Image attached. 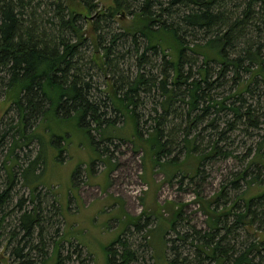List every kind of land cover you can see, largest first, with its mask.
I'll use <instances>...</instances> for the list:
<instances>
[{"label": "trees", "instance_id": "obj_1", "mask_svg": "<svg viewBox=\"0 0 264 264\" xmlns=\"http://www.w3.org/2000/svg\"><path fill=\"white\" fill-rule=\"evenodd\" d=\"M112 1L115 7H108L107 10L99 13L96 11L91 20L90 16H93L91 11L95 6L88 0H0V95L4 103L15 108L17 116L14 124H11L14 130L10 136L12 146L8 149L2 163L7 181L6 185L0 189V212L2 213L0 223L6 216L3 211L10 202L13 194L12 186L15 179L17 180L13 171L14 166L18 165L19 169L21 167L17 173L18 177H21V184L29 188L33 195L28 199L31 202V208H24V203L20 199L16 204L21 213L17 225L23 232L20 237L25 240L21 245L16 243L10 249L11 256L15 257L13 260L16 263L14 264H32L31 252L33 251L41 253V264H49L48 258L55 253L54 264H62L63 259L68 260L69 256L62 258L60 248L57 246L58 241L53 242L54 245L51 246L50 252L44 249V229L38 212L40 200L34 202L38 196L33 194L38 186L35 176L39 174H34V172L41 164L39 161L42 147L38 126L45 119L51 118L55 122L77 119V125L92 137L93 141L94 137L91 135L93 131L97 132L101 141L117 138L127 140L118 135L110 134L109 136H113L108 138H103L102 135L109 127L120 129L126 121H131L135 130L134 136H131L128 141L136 138L135 147L141 149L142 152L147 150L146 155L143 153L144 163L142 165L146 166L145 161L149 153L151 170L165 175L168 182L178 173L182 175V178H186L188 174L194 175L190 177V180H193L194 177L200 175V166L203 162L213 157L222 156L224 159L230 155L227 151H220L217 142L222 141L226 133L233 132L241 120L245 121L246 125L257 128V118L253 115L254 110L252 106H248L243 95L246 93L253 95L249 88L251 84L264 83V56L262 55L264 45L247 39L248 34H255L256 39L264 37V0H243L239 6H235L234 12H229L227 9L230 0ZM42 4L45 7H42ZM132 7L133 11L128 12L132 21L129 27L125 28V35L128 33L131 35L137 68L147 63L145 56L148 51L155 55L161 54L163 62L160 78L152 74L145 76L146 74L136 71L134 77L126 78V82L121 85H116L117 80H115L110 86H106V99L98 105L93 97L96 88L89 76V70L93 67L98 70V68L104 69L110 66V57L113 55V47L118 36H112L111 42L106 47L100 46L102 39L99 34L93 38L95 40L91 39L94 53L84 64L85 58L80 49L88 41L85 27L92 28L93 33L96 34L104 28L100 25L101 21L109 23L115 16L120 17L124 10L127 11ZM41 10L43 12L41 15L44 17L37 15ZM169 19H171L170 22L167 21ZM80 21H82L81 24L78 23ZM106 28H109L108 25ZM248 28L250 29L246 33ZM137 37L141 41L138 44ZM140 43L143 45L141 54L138 50ZM125 45L122 43L119 47L125 48ZM186 52L199 55L203 60L204 66L196 69V75H193L188 68L186 72L183 71L186 64H191L186 58ZM231 54L238 57L230 58ZM119 57L122 60L124 53ZM212 62L220 66L214 80L210 79L206 67ZM88 64L91 65L90 68L85 69ZM244 64L247 65L244 67ZM240 68L244 71L243 73L246 72L249 75V81H245L243 88L237 89L234 95H228L222 99L210 94V90L214 89L215 85L218 86L217 80L221 76H226L228 72L233 73L232 82L235 80L238 82ZM152 90H155L158 95L156 97L158 101L151 109L154 115H149L143 120V115L137 112V109L144 106L145 99H140L139 94L148 98ZM234 97L236 100L226 105L225 102ZM176 102L186 109L187 126L183 130H178L183 133V137L180 141L182 148L177 154L183 151V156L186 157L183 161L172 156L175 153V150L171 148L173 143L164 140L170 133H173V128L169 126L174 125V120L181 119L177 109L172 110L171 107ZM205 102L207 104L201 106ZM101 108L105 111H100ZM109 111L114 116L113 118L107 116ZM211 111H214L215 116L226 112L233 120L226 121L224 131L220 132V138L217 137L213 143L211 142L209 152L200 153L197 156L195 154L198 151L195 144L197 137H190V131ZM215 116L210 119V123L206 125L207 128H216L217 118ZM119 119L123 125L117 127L115 123ZM145 124H149L147 130H145ZM19 139L23 140L20 144ZM51 139L57 146L56 151L60 152L57 155L60 159L61 153L65 151L62 149L66 146L65 134L53 135ZM61 141L65 143V146L60 145ZM34 142L38 145L34 151L35 155L26 159L25 165L17 164L18 158L11 151L14 146L30 145ZM263 147L264 135L257 143L254 152L251 153L253 156L248 155L251 151L248 149L246 156L247 159L249 156L250 158L245 168L231 181L233 190L238 189L239 181L247 186L243 195H239L234 200L231 209L226 208L218 212L217 208L208 201L206 210L204 209L203 212L207 217L206 225L209 230L202 233L191 227V234L188 232L182 235L177 234L178 236L173 239V241L180 240L185 244L189 240V246L194 248L191 261L187 257L178 255L176 246L169 243V238L164 239L166 251L173 255L171 259H167L169 264H204V262L208 264H254L250 257L253 251L257 256L264 252V245L253 241L248 246H242L238 251L239 254H236L235 247L240 244L239 235H236L235 231L231 233L236 226H242L244 223L264 224V218L258 213L264 208V187L258 194L247 195L252 185H260L262 181L264 183V174L261 180L258 176H250L249 180L246 179L251 165L262 166L264 170ZM193 158H197L196 171L192 172L188 169L178 172L176 170L178 167L182 170L181 164L188 161L193 162ZM95 162H99V159ZM26 170L34 177L33 180L27 179L24 175ZM75 176H78L77 172ZM223 189L218 192V198L224 197ZM238 200L242 206L236 205L235 202ZM181 212L182 209L178 208L174 213L173 220L168 222L171 228L165 235H169L171 231L175 232L174 226ZM145 215L146 217L152 216V214ZM230 215L234 217V221L228 225L227 218ZM134 220L131 218V224L139 230L140 217ZM221 231L225 233L218 237ZM230 233L231 241H234L235 245L227 241L226 237ZM15 234L9 233L7 238L13 240ZM35 234L40 244L32 245L31 241ZM150 239H147V242L150 249L154 250ZM118 246L120 250L117 251ZM127 247L122 237L111 243L106 249L108 264H137L138 258L134 257V252ZM151 259L153 260L152 254Z\"/></svg>", "mask_w": 264, "mask_h": 264}, {"label": "rangeland", "instance_id": "obj_2", "mask_svg": "<svg viewBox=\"0 0 264 264\" xmlns=\"http://www.w3.org/2000/svg\"><path fill=\"white\" fill-rule=\"evenodd\" d=\"M242 1L230 0L227 6L229 12H234L235 6H239ZM88 2L95 6L91 11V15H93L92 17L90 16L91 20H93L96 11L99 13L107 10L108 7H115L112 0H88ZM42 7H45V5L42 4ZM133 9V7L127 11L123 9L121 16H115L109 23L101 21L100 25L104 28L96 34L93 33L92 28L85 27V35L88 41L80 49L85 58L84 64L94 53L91 39L99 34L102 39L100 46L106 47L111 42L110 38L112 36H118L113 47V55L110 57V66L104 69L98 68V70L92 66L93 68L89 70V76L92 79L94 88H96L93 92V97L98 105L102 104L106 99V86H110L115 80H117L115 81L116 85H121L126 82V78L134 77L136 71L146 74L145 76L152 74L154 77L160 78L163 62L161 54L155 55L148 51L145 56L147 63L137 68L131 35H128L129 33L125 35V28H128L132 21L128 12L133 11ZM41 13H43L42 10L37 15L44 17ZM170 20L167 21L170 22ZM78 23L81 24L82 21ZM107 25L109 28H106ZM249 29H246L245 32L247 33ZM247 39L264 45V37L256 39L255 34H248ZM137 40V44L141 42L139 38ZM122 43L126 44L125 48L119 47L122 46ZM142 47L143 45L140 43L138 45L139 54L143 51ZM123 53L124 57L121 60L119 56ZM262 55L264 56V52ZM229 57L235 58L238 56L231 54ZM186 58L191 64H186L183 71L186 72L188 68L193 75H196V69L204 66L203 60L199 55H193L191 52H186ZM246 65L244 64V67ZM90 66L89 64L86 65L85 69L90 68ZM206 67L209 71L210 79H216L219 72V64L212 62L208 63ZM239 70V85L237 80L232 82L233 73L228 72L226 76H221L217 80L218 86L215 85L214 89L210 90V94L222 99V97L234 95L233 93L237 89L243 88L245 81H249V75L246 72L243 73L244 71L241 68ZM249 88L253 95L250 96L246 93L243 97L246 98L248 106H252L254 110L253 115L257 118V128L246 125L243 120L238 122L233 132L226 133L224 139L217 142L220 151H227L230 155L224 159L220 156L203 162L202 166H200V175L194 177L193 180H190V177L194 175L188 174L186 178H182V175L178 173L168 182L165 175L163 176L151 170L149 153L145 161L146 166H143V153L146 155L147 150L142 152L141 149L135 147L136 138L128 141L131 136H134L135 130L131 121H126L125 125L120 129L109 127L102 135L103 138L118 135L125 137L127 140L124 141L117 138L101 141L97 132L93 131L91 133L94 137L93 141L92 137L77 125V119L64 122H55L51 118L45 119L38 126L41 134L40 139H42L41 160L39 161L41 164L36 167L34 172V174H39L35 176L38 186L33 193L38 195L37 197L35 196L36 198L34 197V202L40 200L38 212L44 229V249L50 252L51 246L54 245L53 242L58 241L59 244L57 246L60 248L62 258L69 255L68 260L63 259L62 264H108L106 258L107 247L122 237L128 245L127 248L134 252V257L138 258L137 264H169L167 259H171L173 255L166 251L164 244V239L169 238V243L176 246L178 255L187 257L191 261L194 248L189 246V240L185 244L180 240L173 241V239L178 236L177 234L182 235L186 232L191 234V227L202 233L208 231L209 229H207L206 225L207 217H205L203 212L204 209L206 210L208 201L217 208L218 212H222L226 208L231 209L234 200L239 195H243L247 188L245 183L239 181L238 189L233 190L230 183L245 168L248 159L253 156L251 153L254 152L257 143L264 135V83L251 84ZM148 96L146 99L142 94H139L140 99H145L144 106L137 109V112L143 115V120L147 119L149 115H154L151 109L154 108L155 102L158 101V98H156L158 95L155 90H152ZM3 100L0 95V189L6 185L7 181L2 163L7 151H9L8 149L12 146L10 136H12L14 130L11 128V124H14L17 117L15 108L8 106ZM234 100H236L235 97L225 103L227 105L234 102ZM206 104L207 102L200 105L204 106ZM171 107L173 108H171L172 110L177 109L176 111L181 119L174 120V125L169 126L173 128V133H170L164 140L173 143L171 148L175 150V153L172 156H175L179 161H183L186 160V157L183 156V151L181 150L177 154L182 148L180 141L183 137V133L178 130H183L187 126L185 121L186 109L178 102ZM100 111L105 110L101 108ZM213 112L211 111L203 121L193 126V130L190 131V137H197L195 141L198 148L195 153L197 156L200 153L209 152L208 149L211 146V142L213 143L217 137L220 138V132L224 131L226 121L233 120L226 112L216 116ZM107 116L114 117L110 111ZM214 116L217 118L216 125L214 124L216 128H207L206 125L210 123V119ZM115 124H117V127L123 125L120 119L116 120ZM148 126L149 124L144 125L145 130L148 129ZM57 134H65L66 138V146L64 142H60L61 146H65L62 147L65 151L61 153L60 159L57 157L60 152L56 151L57 146L53 144L51 139L53 135ZM110 134L113 135L109 136ZM21 142L23 140L19 139L18 143L20 144ZM37 148L38 145L34 142L30 145L21 144L19 147L16 145L11 151L18 158L17 164L25 165L26 159L34 156V151ZM248 149L251 151L247 159L246 153ZM262 150H264V147ZM98 159L99 162H95ZM195 163H197V158H193V162L188 161L183 163V165L181 164L182 170L179 167L175 169L178 172H184V170L188 169L193 172V170L196 171L197 167ZM20 169L18 165L13 167L17 180L15 179L12 186L13 194L10 202L7 203L3 211L6 216L3 222L0 223V264L16 263L13 260L15 257L11 256L10 249L16 243L21 245L25 240L20 237L23 232L17 224L21 213L18 211L16 204L20 199L24 203V208H31V202L28 199L33 195L29 188L21 184V177H18L17 174ZM249 171L246 174V179L248 180L250 176H258V179L261 180L264 174L262 166L254 167L251 165ZM76 172L78 176H75ZM29 173L26 170L24 175L27 179L33 180L34 177ZM252 186L248 190V196L261 192L264 183L262 181L260 185ZM222 188H224L222 191L224 192V197L218 198V192ZM114 197L118 200L116 205L112 202ZM235 203L237 206H242L239 200ZM178 208H181L182 212L174 226L175 232L171 231L169 235H165L167 230L171 228L168 222L173 220L174 213ZM258 213L264 218V208L259 210ZM145 214H152V216L146 217ZM1 215L2 213L0 217ZM137 217H140L141 220L138 224L139 230L131 224V218L135 221L134 219ZM227 219L228 225L234 221L232 215ZM263 225L257 223L248 225L244 223L242 226H236L235 230L231 232L234 233L235 231V234L239 235L240 244L235 247L237 249L236 254H239L238 251H240L242 246H248L253 241L264 245ZM9 233H16L13 240L7 238ZM224 233V231H221L218 237L224 235ZM231 233L226 238L231 245H235V242L231 241ZM149 238H151L150 242L153 244L154 250L150 249L147 242ZM31 244H40L36 234ZM116 249L118 251L120 247L118 246ZM151 254L153 260L151 259ZM31 256L32 264H41L42 255L40 252L33 251ZM53 257H56V253L48 258L49 264H54ZM250 257L253 259L254 264H264V252L257 256L256 252L253 251ZM204 264L208 263L204 262Z\"/></svg>", "mask_w": 264, "mask_h": 264}, {"label": "crops", "instance_id": "obj_3", "mask_svg": "<svg viewBox=\"0 0 264 264\" xmlns=\"http://www.w3.org/2000/svg\"><path fill=\"white\" fill-rule=\"evenodd\" d=\"M116 197H114V200L112 201V202H114L115 203V205L117 204V199H115Z\"/></svg>", "mask_w": 264, "mask_h": 264}]
</instances>
